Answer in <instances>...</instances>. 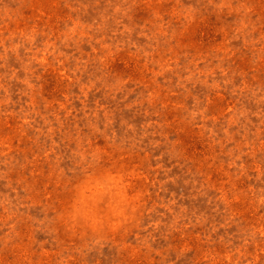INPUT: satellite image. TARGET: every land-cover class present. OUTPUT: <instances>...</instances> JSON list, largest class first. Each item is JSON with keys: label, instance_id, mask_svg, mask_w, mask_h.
<instances>
[{"label": "rangeland", "instance_id": "374dc122", "mask_svg": "<svg viewBox=\"0 0 264 264\" xmlns=\"http://www.w3.org/2000/svg\"><path fill=\"white\" fill-rule=\"evenodd\" d=\"M0 264H264V0H0Z\"/></svg>", "mask_w": 264, "mask_h": 264}]
</instances>
